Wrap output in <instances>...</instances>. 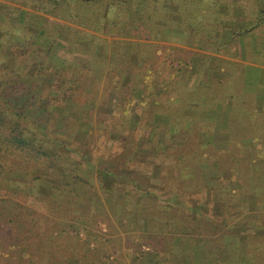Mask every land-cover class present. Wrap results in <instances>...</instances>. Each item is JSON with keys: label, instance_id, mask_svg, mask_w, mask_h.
I'll use <instances>...</instances> for the list:
<instances>
[{"label": "trees", "instance_id": "obj_1", "mask_svg": "<svg viewBox=\"0 0 264 264\" xmlns=\"http://www.w3.org/2000/svg\"><path fill=\"white\" fill-rule=\"evenodd\" d=\"M248 1L256 6L251 18L245 17V9L239 8L240 15L232 21L215 19L214 24L230 29L237 37L264 27V0ZM184 3L189 5L185 11ZM197 5L203 12H206L205 6L212 10L213 16L225 15L227 8L224 0H0V188L8 182L10 191H20L66 217L75 213L91 222L104 218L121 225L128 223L135 232L143 231L151 241L145 244L146 251L139 249L140 255L134 258V264H218L223 258L224 264H264L242 254L247 250L250 237L264 236V226L257 225V220L264 215L261 201L264 197V146L255 141L251 146L245 143L249 134L253 137L261 132L225 128L224 138L233 139L234 148L228 147L227 153L226 148L211 151L217 158L211 164L205 163L211 168L210 173L196 165L183 166L187 158L181 156V146L175 142L180 124L169 123L174 116L167 110L170 106H166L169 102H179L180 98L170 97L164 101L162 97H167L169 86L180 72L186 67L192 71L197 63L179 60L169 81H162L160 69L154 67L152 52L145 49L150 45L120 39L141 36L144 40L165 41L183 25L189 26L186 30L193 38L197 27L196 23H191L195 20L191 9ZM103 6L109 12L107 17L99 13ZM246 21L251 25H245ZM101 34L106 38H101ZM109 37H114L113 43L109 42ZM207 39V43L212 44L199 40L197 46L212 50L210 46H214L215 41ZM93 40L104 44L93 46ZM134 45L138 49L143 46L140 48L144 50L135 52ZM118 46L130 47L129 57L115 53ZM195 56L203 57L198 53ZM204 59L214 61L206 54ZM139 69L143 70L142 76L137 74ZM98 71L106 72L114 88L112 94L106 96L105 105L98 106L97 111L104 112L111 124H115L102 129L96 128L93 121L89 129L83 130L81 125L90 119L96 103L83 105L80 97L87 95L89 87L98 84L87 78ZM190 82L188 92H195L194 81ZM164 111L168 118H160ZM202 117L195 114L187 127L205 122ZM142 120H146V124L151 121L152 137L144 134L140 138L141 146L130 151V165L119 173L102 166V158L123 139L124 123L128 122L129 126L132 122L136 127ZM102 134L107 141L100 156L99 147L97 151L94 148L93 137L98 142ZM209 135L213 141L208 142L214 144L215 136ZM157 150H168V154H173V150L180 152L170 169L176 168L181 175L175 180L162 177L163 169L167 171L162 166L155 180L163 184L147 190L140 181L145 171L143 163L135 162H139L140 154L146 151L153 154ZM192 156L198 163L206 161L202 152H194ZM225 172L233 176L227 178ZM205 174H212L216 179L204 181ZM188 181L198 187L192 195L183 189ZM234 181L238 182L237 188L231 187ZM205 184L209 188L203 189ZM249 186L251 190L245 191ZM189 196L195 198L189 200ZM196 196L200 197L199 201ZM236 198H240L239 202ZM227 201L232 204L228 205ZM2 202L0 253L17 250L26 254L38 244L31 242V237L23 232L31 227L32 230L39 228V214L37 216L35 211L32 214V206L28 209L17 202L8 209L7 200ZM216 205H221L222 211L212 215ZM246 207L251 220L237 222ZM165 213L174 221L162 219ZM26 215L32 216V226H24ZM209 228L214 229V237L217 234L223 237V242L202 235L201 229ZM39 230H43L39 232L43 236L50 234L48 227ZM79 261L73 256L68 264H85Z\"/></svg>", "mask_w": 264, "mask_h": 264}, {"label": "rangeland", "instance_id": "obj_2", "mask_svg": "<svg viewBox=\"0 0 264 264\" xmlns=\"http://www.w3.org/2000/svg\"><path fill=\"white\" fill-rule=\"evenodd\" d=\"M227 3V8L225 10V15L221 14H215L213 16V12H211L209 9L205 10L206 12L201 11V9H197L198 5L195 8L191 9V13L194 12L195 14V20L191 21V23H196V32H194L193 38H191V34L189 33V30H186L188 27L185 25L182 26L180 31H177L178 33L174 34L173 36H168L167 40L165 41H153V40H144L140 38L141 36H136V38H125L120 37V39L123 40H130L131 42L140 45H150L145 47L146 51L152 52L153 61L155 64V69H160V76L161 80L169 81V78L172 76V74L175 72L173 69L178 67L179 60L181 61H187L188 63H193V61H196L197 66L195 64V69L192 71L188 70L186 67V70H183L179 73L178 78L175 80L173 85L169 86L167 91V97L163 96L162 99L166 101V98H180L179 102H169L166 106L170 108H167V110H170L173 114V122L174 124H180V132H177L175 134V139H177L175 142L180 144L181 146V156L187 158V160L184 159L183 166H199L204 171H207L205 173H210L211 168L207 164L208 162L213 161V159H216L217 157L212 156L211 151L213 149H224L226 148L227 151H229L228 147L234 148L233 146V139L228 141L225 140L224 137H226L225 132L218 129V124L210 123L208 118H206V115H203L202 119L205 122H199L196 123L192 128H188L187 125L191 123V120L194 119L195 114L197 112L203 113L204 110L201 108L200 105L193 104L195 102H192L191 99H199L198 95L201 93H204L203 95H206V91L199 90L201 87V82L203 81V75L201 69L203 66V62L206 63V59H204V55H208V57H211L210 54L213 53V49H217L219 47L227 48L228 43L231 42L232 34L230 29H221L217 27V25L214 24L215 19H224L223 21H232L234 18H236L238 15H240V12L238 11L239 8H243L246 10L245 17L251 18L252 12L256 11V6L254 2L243 0V2L240 3H231L229 0H224ZM187 3H184L182 5L184 11L189 6L186 5ZM190 4V3H188ZM183 11V10H182ZM183 11V15L186 16V13ZM101 12L102 17H107L109 12L107 13L106 6H103L99 13ZM255 15V13H254ZM113 17V16H111ZM240 17V16H239ZM193 19V17H192ZM239 22V20H237ZM251 25L249 21L245 22V25ZM72 25V24H70ZM200 25V26H199ZM73 26V25H72ZM105 26V25H104ZM103 26L102 30H105V27ZM199 26V27H198ZM198 29V31H197ZM236 28H233V30ZM251 29V28H250ZM261 29V30H260ZM258 30V29H256ZM259 30L262 32L264 30V27L259 28ZM182 31V32H181ZM230 33V34H229ZM101 38H106L104 35H100ZM139 37V38H138ZM144 37V35H142ZM235 36L234 38H236ZM207 38H211L213 42L215 41L214 46H210L213 49H200L197 46V43L199 40L205 41L203 42L205 44H212V42L207 43ZM201 41V42H202ZM93 43L91 45L96 46H102L104 42L102 43L99 40H93ZM109 42H114V37H109ZM204 44V45H205ZM226 44V45H225ZM235 43H230V47H233L236 52H240V49L238 47L235 48ZM203 45V46H204ZM143 47V46H140ZM138 46H135V52L140 51L142 52L141 48ZM150 47V48H149ZM72 48V47H71ZM69 48L70 50H72ZM129 48L126 49L125 47H116L114 49L115 53H118L119 56L129 57ZM203 50V51H202ZM221 51V50H220ZM195 53L203 55L201 56H195ZM224 53V52H223ZM224 56V55H223ZM196 59V60H195ZM257 60V59H256ZM183 68V67H182ZM254 66H246L245 71V88H256V80L263 79V70L261 72H258L259 69H255ZM136 69V68H135ZM190 69V68H189ZM137 74L139 76L143 75V70L139 69L137 71ZM87 78H92L94 81H98L97 85H93L92 87H89L86 91L87 95H83L80 97V102L85 105L87 103L95 102L94 111L92 112V116L90 119L88 118L86 121L83 122L81 125L83 130L89 129V126L93 124V121L95 122L96 128H110L112 127V123L110 121V117H107V115L104 112L97 111L98 106L103 107L106 103V96L112 94V89L114 88V84L106 77V72L98 71V72H92V74H89ZM194 81L193 86L195 88V92H188L189 87H191V82ZM250 81H253L252 84ZM199 83V84H198ZM188 87V88H186ZM258 88V86H257ZM127 94V93H126ZM202 99V98H201ZM166 104V102H165ZM91 105V104H90ZM88 106V105H87ZM82 108H78V110H81ZM89 110L91 108L89 107ZM92 111V110H91ZM164 111V116H160V118L166 117ZM163 115V112H161ZM205 113V112H204ZM161 115V114H160ZM147 116V115H146ZM148 117V116H147ZM181 121H178V120ZM92 121L91 123H89ZM151 122V121H150ZM146 124V120H142L139 122V124L134 127L131 124L127 126L128 122L124 123V128L126 131L124 134H122V140L120 142H116L115 146L112 149V152L108 156H104L101 160L102 166L111 167L112 169H116V172L119 173L120 170L126 168L129 166L130 160V151L134 148H137V146H141L140 138L144 137V134H147V137H152L150 135L151 128L150 125ZM168 123V124H169ZM152 125V123H151ZM221 127V126H220ZM135 128V129H134ZM194 128V129H193ZM192 129V130H191ZM214 130L216 132H214ZM250 132L252 130L249 129ZM205 133H208V135H205ZM98 134V132H96ZM209 134H213L215 136L214 138V144H210L208 141H213L210 138ZM249 134V133H248ZM152 139V138H149ZM224 142H223V141ZM93 145L94 148L99 147V150L97 151V154L100 156L103 155V151H105V141L106 136L102 134L101 138L97 142V140L93 137ZM154 141V138L152 139V142ZM246 144L248 142H245ZM249 145V144H247ZM148 147L147 149H149ZM168 151V150H167ZM167 151L157 150L155 153L151 154L150 152L146 151L139 155L138 163L135 162L138 165L144 166L142 169L143 171L140 177V181L142 184H144L147 188V190H154L155 187L160 186L163 184V182H160V184H157L158 181L155 180L156 177L160 176L159 169L163 166L167 169H163L162 177L166 176L167 178L176 179L177 177H180L181 172L176 168H171L170 166H173L174 163L176 164L177 160L174 159L177 154H180V152H176L177 150H173V154H168ZM194 152H202L206 156V161L204 163H198L195 159L196 157L192 156V153ZM236 152V151H231ZM209 154H211V157H208ZM226 157V156H225ZM98 158V157H97ZM194 158V160H193ZM132 159V158H131ZM190 161H189V160ZM226 161V160H225ZM225 164H227L225 162ZM230 166V164H228ZM161 171V170H160ZM227 178H230L233 176L232 173L225 172L224 174ZM230 176V177H229ZM201 178V177H200ZM158 179V178H157ZM213 179H216V176H212V174H205L204 181H212ZM202 180V179H201ZM200 180V181H201ZM203 181V180H202ZM7 186H2L0 188V214L2 212V207H4L3 200H7L6 206L8 209H12L13 205L15 203H19L29 209V207H33V209H30L32 211V214L36 213L38 216L39 214V221L40 226L38 229L32 230L28 229V231H24L23 234H28L31 237V242H35L38 244L37 247H33L30 250L26 251V254L22 252H18L17 250H8L6 252L0 253V264H68L70 258L73 256L77 257V260H80L79 263H85V264H102L103 261L107 263L112 264H134V258L139 257L140 252L139 249H142L143 251H146L147 248L145 247V244L150 242L151 240L145 234L143 231H133L131 230L130 225L128 223H124V225H121V223L117 222H108L106 219L101 218L98 219L97 222L86 220L85 218H81L79 215H76L75 213L70 214V217H66L64 215H61L59 213H55L52 211L47 204L44 205L43 203L29 199L28 197L24 196V194L20 191H10V183L6 182ZM205 183V182H204ZM225 183V182H224ZM203 189L205 187H208V184H205ZM195 182H187L183 189L187 192H189L191 195L192 193H196L198 190V187H195ZM238 182L234 181L231 183L232 188H237ZM252 186H249L245 189L251 190ZM200 195V194H196ZM197 197V196H196ZM191 196H189L190 200ZM192 197L191 199L193 200ZM262 198V196H261ZM260 198V199H261ZM200 197L198 196L196 198L197 201H199ZM28 200H31V202H28ZM187 200V201H189ZM232 200V199H231ZM240 198H236V201L239 202ZM262 202H264V197L261 199ZM191 202V201H190ZM192 203V202H191ZM228 205H231V201H227ZM218 206V207H217ZM215 212H212V215L219 214L220 211H222L221 205H216L214 207ZM244 212L243 217L241 216L239 221H250L251 219L247 216V207L246 209L243 208L241 210ZM41 215V216H40ZM164 220H172V216L165 213ZM41 217V218H40ZM25 221L24 226H32L31 220L32 216L26 215L25 218H23ZM258 226H264V215L263 217H260L259 220H257ZM250 223V222H249ZM236 224V223H234ZM233 224V225H234ZM251 224V223H250ZM232 225V224H231ZM35 226H38L35 224ZM47 227L49 228L50 234L43 236V234H40L41 231L39 229L46 230ZM39 230V231H38ZM40 232V233H39ZM202 235L208 236V238H215L218 239L217 242L221 241L223 242V237L219 238L220 235L217 234V236H213L214 229H201ZM210 233V235H209ZM227 237V236H226ZM233 240V239H232ZM181 246V245H180ZM242 254H244L245 257L248 259H254L258 263L264 261V236L261 238H249V243L247 250L245 249ZM218 264H224L226 260L223 258L219 260Z\"/></svg>", "mask_w": 264, "mask_h": 264}, {"label": "crops", "instance_id": "obj_3", "mask_svg": "<svg viewBox=\"0 0 264 264\" xmlns=\"http://www.w3.org/2000/svg\"><path fill=\"white\" fill-rule=\"evenodd\" d=\"M260 30L254 29L236 38L232 34L227 48L217 47L220 52L213 50L210 56L214 61L206 60L201 69L203 81L199 90L206 91V95L201 93L199 99H191L205 112L196 114L210 117L207 120L219 124L221 131L227 128L238 132L247 129L261 132L259 136L249 134L245 141L249 146L253 141L264 146V72L263 79L256 80L255 89L245 88L246 66L264 71V30ZM230 43H235L240 52L234 51Z\"/></svg>", "mask_w": 264, "mask_h": 264}]
</instances>
